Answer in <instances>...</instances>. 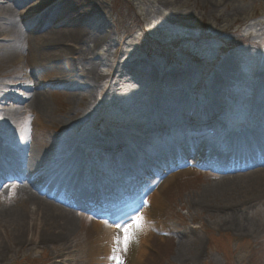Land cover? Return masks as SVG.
<instances>
[{
    "label": "rangeland",
    "instance_id": "1",
    "mask_svg": "<svg viewBox=\"0 0 264 264\" xmlns=\"http://www.w3.org/2000/svg\"><path fill=\"white\" fill-rule=\"evenodd\" d=\"M94 1L111 39L100 44L77 45L78 52L67 55L74 60L72 75L82 70L86 78L72 79L65 84L53 79L57 76L56 70L51 76L37 61L25 62L24 57L30 58L32 49L29 38L25 51L17 56V65L3 66L0 79L7 86L3 89L0 108L7 111L18 108L19 112L1 129L0 151L10 158H24L28 149L42 151L41 157L48 160L59 148L68 146L69 151L72 149L70 154L76 152L75 158L86 166V176L97 174L103 184L116 183L122 188L127 187L129 179H134L135 172L131 167L122 170L119 163L124 159L130 164L133 154L129 155L123 147L118 156L108 155L101 141L113 139L114 146H118L126 137L124 133L148 128L149 135L136 142L141 148L152 143L160 156L150 155L151 165L161 166L160 160L166 162L164 144L151 119L159 116L166 124L172 117H180L169 110V104L179 100L185 101L187 107L192 106V110L207 106L214 113L212 123L217 128L202 134L200 144L209 140L218 153L226 152L228 142L225 144L224 138L231 129H258L264 137V115L261 121L253 115L258 101L257 88L264 79V0H233L227 4L226 0ZM233 8L236 10L232 11ZM19 18V22L23 19L24 27L29 18L21 15ZM10 40L2 34L0 48ZM226 59L231 68L226 72L221 91L216 92L211 89V79ZM21 78L28 84H39L47 93L48 108L55 113V120L23 102L29 87L20 84ZM84 83L90 90L82 94L75 92L73 101L68 102L66 87ZM65 103L71 109L69 115L61 112ZM176 129L171 131L174 133ZM174 137L179 152L181 133H174ZM167 141L168 146L174 144L170 137ZM68 149L58 152L65 154ZM193 152L182 156L186 167L195 161ZM15 165L16 172H24ZM192 169L162 192L164 210L159 218L165 231L152 233L153 238L139 264H264V230L253 236L238 234L219 226L216 214L198 215L181 206L212 181L205 175L213 173L208 168ZM147 172L150 170L143 173ZM143 173L139 172L144 177ZM21 185L27 184L15 183L11 188L17 191ZM6 188L2 189L5 192L1 196L6 194ZM8 194L4 199L5 205L10 206L14 203L11 199L14 194ZM257 208L264 224V203ZM78 214L82 222L75 224L69 251L61 262L93 264L96 252L86 246L93 238L88 235L92 219L82 212ZM191 231L199 237L196 248L177 257L179 237ZM56 250L60 249L26 245L10 250L0 264H52L51 259L59 255Z\"/></svg>",
    "mask_w": 264,
    "mask_h": 264
},
{
    "label": "bare ground",
    "instance_id": "2",
    "mask_svg": "<svg viewBox=\"0 0 264 264\" xmlns=\"http://www.w3.org/2000/svg\"><path fill=\"white\" fill-rule=\"evenodd\" d=\"M226 1V4L233 2V0ZM99 9L94 0H3V2L1 0L0 36L5 34L11 40L6 46L0 48V72L4 69V65H17V56L25 51L24 45L27 44L29 38L32 49L29 50L30 58L24 57L25 62L30 61V59L37 61L49 70L51 76L53 71L56 70L57 76L53 79L58 80V82H65V84L72 79L86 78L82 70H77L76 75H72L71 69L74 67V60L71 61L67 55L76 54L78 52L77 45H88L91 42L100 44L111 39L108 28L100 18ZM235 10L236 8H233L232 11ZM20 15L25 16L27 20L29 18L24 27L21 25L23 19L19 22ZM56 21L59 22L55 24ZM76 60L79 62L81 58L78 57ZM230 68V61L226 59L211 79L213 82L212 90L221 91L226 72ZM263 80L260 82V87L264 89ZM24 81L25 79L21 78L20 84L29 87V91L24 95L23 102L39 109L46 118L55 120V113L50 112L48 108L47 93L42 91L39 84L35 82L28 84ZM6 86L0 79V99L5 93L3 89ZM260 87L257 88L258 101L253 110L254 116L257 115L258 117V121H261L264 115V91ZM66 89L69 91V94L66 95L68 102L73 101L76 96L75 92L78 91L82 94L84 91L90 90L85 83L79 87L67 86ZM66 105L65 103L61 106L63 109L61 112L69 115L71 109ZM159 108L162 109V106L160 105ZM186 108L188 107L185 101L179 100L172 105L169 104V110L180 115V117H172L170 122L166 124L159 116L151 119L154 130L163 136L169 135L174 127L184 125L186 131L182 145L185 151L193 150L195 164L200 165L202 168H208L213 172L205 173L206 177L212 181L181 206L196 212L198 215L216 214L219 217L217 223L223 229L242 235L253 236L258 234L264 230L263 215L257 208L261 203H264L263 134L256 129L255 134L252 135V140L255 141L254 144L259 147L260 158L258 159H255L256 155L251 154V151L245 153L231 152L229 154L223 151L218 153L209 140H206L205 144H200L202 133L194 132L193 126L195 128L197 121L187 116L185 113ZM207 109L206 106V109H203V116L200 117L205 123L211 121V115L213 114H208ZM18 112V108L12 111L0 108L2 115L0 132L1 129H5L11 123L12 116L18 114ZM141 130L135 129V133H124L126 137L123 138L119 146L124 147L125 152L129 155L135 153L137 156V153L140 152V146L137 142L151 132L148 128ZM246 137L250 139L251 135ZM189 139H192V146L187 145L186 140ZM237 141L250 144V141L246 142L245 138H239ZM67 147L63 146L58 151L68 149ZM58 151L53 157L50 158L49 156L50 159L44 160V157H41L43 156L42 151L35 152L28 149L25 151L22 160H15V163L21 165L24 169L25 177H22V182L27 185H21L17 191L15 188L8 187L6 188V194L2 196L1 193L5 191H0V261L12 252L10 250L20 249L26 245L41 244L60 249L55 251L59 255L51 259L52 264H59L60 260L69 251V238L74 232L77 221L82 222V219L73 208L49 200L42 194V191L47 186L46 183H64L69 175L67 168L74 169V167L76 168V166L82 164L75 158L76 152L70 154L72 149L70 151L68 149V153L65 154ZM140 154L144 155L143 153ZM151 154L152 152L149 155ZM230 155H234L236 161L229 162ZM245 158H248V160L245 161ZM148 159L150 161L151 157H148ZM122 161V165H125V162L128 163L124 159ZM183 163L180 162L182 165H176L171 171L165 172L162 178H156L149 181V183H145V185L142 184L144 181L134 183L136 188L133 192H120L119 196L118 193L112 194L111 199H113V202L109 201L105 208L97 209L98 215L109 216L110 220L94 219L92 221V228L88 235L93 236V238L86 246L88 245L93 252H96L93 253V264H115L117 260L112 259L113 256L123 260V264L140 263L147 252L150 240L153 238V231H165L161 229L162 222L159 218L162 210H164L162 192L171 183L193 171L191 168L182 170ZM0 165L3 169L8 168L11 170L12 168L9 162L2 164L1 161ZM59 168L63 169L58 172ZM143 168L144 166L140 167L141 170ZM158 169L160 170V168ZM146 170H150V168L146 166ZM78 171V169L73 170L70 183L75 178L78 179ZM41 185H43L42 188ZM122 190L126 191V189ZM11 192L14 194L11 198L14 203L8 206L5 205L6 200L4 198L5 196L9 197L10 194L8 193ZM78 192L69 193L66 198L72 196L71 198L74 199L73 204L77 203L76 209L80 210L86 208L82 200L87 201L89 195L84 190ZM15 194L17 195L15 196ZM60 198L62 199V197ZM69 203L72 204V202ZM134 216L143 218L142 227L135 231L134 236L127 245V249L124 250L123 244L121 243L118 246L115 239L119 236L123 240L124 233L115 231L114 228L118 224L124 226L130 223V218ZM198 241L199 237L194 231L184 232L177 241V257H183L187 252L195 249ZM118 247L119 251H116Z\"/></svg>",
    "mask_w": 264,
    "mask_h": 264
},
{
    "label": "snow or ice",
    "instance_id": "3",
    "mask_svg": "<svg viewBox=\"0 0 264 264\" xmlns=\"http://www.w3.org/2000/svg\"><path fill=\"white\" fill-rule=\"evenodd\" d=\"M130 219L131 222L125 224L123 227H121V225L119 224L117 225V228H121L124 235H123V240H121L119 236L115 238L116 244L119 246L122 243L124 250L127 249V245L134 236L135 231L141 229L142 227L143 218L141 216H134L131 217ZM116 251H119V247L116 249ZM112 259L117 260V264H123V260L119 259L117 256H113Z\"/></svg>",
    "mask_w": 264,
    "mask_h": 264
}]
</instances>
